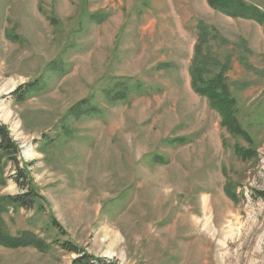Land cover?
Wrapping results in <instances>:
<instances>
[{
	"label": "rangeland",
	"instance_id": "1",
	"mask_svg": "<svg viewBox=\"0 0 264 264\" xmlns=\"http://www.w3.org/2000/svg\"><path fill=\"white\" fill-rule=\"evenodd\" d=\"M196 65L224 71L247 136ZM0 121L43 197L4 214L42 247L0 245V264H72L64 242L115 264H264V22L207 0H0ZM0 160V196L21 193Z\"/></svg>",
	"mask_w": 264,
	"mask_h": 264
},
{
	"label": "trees",
	"instance_id": "2",
	"mask_svg": "<svg viewBox=\"0 0 264 264\" xmlns=\"http://www.w3.org/2000/svg\"><path fill=\"white\" fill-rule=\"evenodd\" d=\"M211 7L234 17H241L246 19H254L261 23L264 22V14L260 12L256 7L248 5L241 0H207ZM260 14V16L258 15ZM227 66H225L226 68ZM224 68V69H225ZM223 69V70H224ZM202 67L196 65L193 67V88L197 93L208 98L211 107L215 108L222 115L223 123L228 127L231 132L239 135L247 136V132L240 128L236 107V99L231 95L229 85L224 77V71L221 73L205 78L202 74ZM38 83H29L26 86H20L14 91V94H18L19 100L24 99L31 91L38 89ZM119 90L112 94L113 97L124 98L127 97L130 89L129 84H121ZM23 89V90H22ZM95 112V109H92ZM0 151L7 157L8 162L13 165L14 174L11 175L16 181L22 192L16 195L0 196V245L16 248L21 246H39L42 247L41 241L29 231H24L19 235H12L6 229V221L4 214L11 206L13 208H24L31 210L38 206L41 208L40 200L43 197L37 190L36 185L32 177L30 176L29 163H24L20 159V147L17 141L11 135L9 127L0 121ZM249 153V152H248ZM4 164L0 160V177L4 172ZM227 194L233 200H237L238 196L233 189L228 187L226 189ZM53 225L61 228L56 219L51 215ZM63 248L79 253V256L75 258L72 264H115L113 262H103L101 259H93L86 252L71 244L70 242H64Z\"/></svg>",
	"mask_w": 264,
	"mask_h": 264
}]
</instances>
